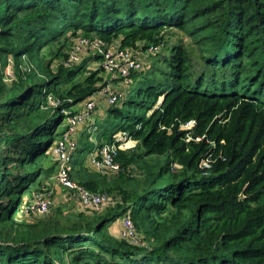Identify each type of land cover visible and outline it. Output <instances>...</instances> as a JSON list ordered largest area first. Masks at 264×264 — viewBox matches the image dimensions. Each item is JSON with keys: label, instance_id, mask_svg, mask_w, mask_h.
Listing matches in <instances>:
<instances>
[{"label": "trees", "instance_id": "trees-1", "mask_svg": "<svg viewBox=\"0 0 264 264\" xmlns=\"http://www.w3.org/2000/svg\"><path fill=\"white\" fill-rule=\"evenodd\" d=\"M77 35L157 55L94 133L137 142L102 174L87 168L84 134L70 175L116 202L29 221L21 209L43 187L63 109L104 82L94 55L64 64ZM124 214L138 242L109 233ZM0 264H264V0H0Z\"/></svg>", "mask_w": 264, "mask_h": 264}, {"label": "built area", "instance_id": "built-area-1", "mask_svg": "<svg viewBox=\"0 0 264 264\" xmlns=\"http://www.w3.org/2000/svg\"><path fill=\"white\" fill-rule=\"evenodd\" d=\"M149 51H156L159 45L149 46ZM86 55H94L97 67L107 75L104 82L88 98L81 103L80 109L70 111L63 109L66 113L64 129L60 137L51 146V152L56 160L55 183L62 186L69 198L76 199L81 209L93 211L101 210L113 205L116 201L107 192L92 191L85 185L71 177V158L78 146L77 130L80 125L88 127L89 136L97 129L93 118V111L103 101L105 105L117 104L123 94V89L115 85V81L127 84L132 71H141L147 66V61L142 56L136 55L135 51L126 46H120L117 42H108L93 35L91 37L77 35L73 38L72 45L68 50L67 57L63 61L69 66L81 61ZM15 77L13 73V61L8 58L3 67V78L10 81ZM48 105L56 107L59 101L48 94L46 97ZM193 121L189 120L182 127L188 128ZM136 139L126 131H117L113 134L111 141L97 142L87 154L90 165L99 173L115 174L121 170L120 163L116 159L119 150L134 148ZM52 190L44 187L33 193L21 212L43 215L49 212L54 201L51 198ZM122 228L120 236L125 239H135V227L131 218L124 214L121 217Z\"/></svg>", "mask_w": 264, "mask_h": 264}, {"label": "rangeland", "instance_id": "rangeland-1", "mask_svg": "<svg viewBox=\"0 0 264 264\" xmlns=\"http://www.w3.org/2000/svg\"><path fill=\"white\" fill-rule=\"evenodd\" d=\"M171 34H168L167 36H170ZM169 40H172V38L171 37H168V41ZM189 41V38H187V37H184L183 38V42L185 43V44H187V42ZM162 49H161V51H160V55H159V58L162 56V54H168L169 53V49L168 48H165V45L163 46V47H161ZM141 52V51H140ZM157 55H147V53H146V55H145V59H146V61L150 64V63H152L154 60L156 61L157 60ZM158 62V64H161V62L160 61H157ZM98 66V64H97V62H93V63H91L90 65H89V68L90 69H95L96 67ZM103 77H104V79H106L107 78V75L103 72ZM44 78H45V76L44 75H40L39 77H38V81L40 82V81H43L44 80ZM134 83H132L131 85H133ZM115 85L119 88V89H126V84H121V83H118V81H115ZM128 90V89H127ZM124 91H126V90H124ZM104 107V106H103ZM105 108H106V106H105ZM143 109V107L141 106V107H139V111L140 110H142ZM106 119H108L109 120V118L108 117H106ZM104 119H101L100 121H103ZM115 120V119H114ZM110 129L112 128V127H109ZM183 128H185V127H183ZM84 133V132H83ZM94 136H95V134L92 136L93 138H94ZM88 137H90V136H88ZM59 138V137H58ZM58 138H56L54 141H56ZM91 140V142H92V139H90ZM54 143V142H53ZM52 146V145H51ZM49 153H50V156H49V158L47 159V162H46V170L44 171V176H43V183H42V186H44V187H48L49 189H51L52 190V194H51V198H52V200L54 201V204L52 205V207H51V209L49 210V212L48 213H50V211L53 209V208H55L56 206H59V205H62V211H64L65 212V214L67 215V216H70V217H72V216H74V215H76V213L77 212H79V211H82V210H84V209H81L78 205H77V202H76V199H74V198H69V196L67 195V193H66V191L62 188V186H60V185H57L56 183H55V171H56V165H55V157H54V155L52 154V152H51V147H50V149H49ZM85 155L87 156V152L85 153ZM159 157V159H160V161L162 162V161H164V159L166 158V154H161V155H159L158 156ZM83 165H85V163L83 164ZM75 167H79V168H82L81 166H79L78 164H76L75 165ZM138 172V171H137ZM140 173V172H139ZM137 176H140V175H137ZM137 178V177H136ZM43 188V187H42ZM24 212V211H23ZM47 213V214H48ZM24 219H27V220H31L32 218H33V216L34 215H32V214H30V213H25V214H23V215H21ZM119 223V224H118ZM120 225V226H119ZM119 227V228H118ZM115 228H117V229H115ZM121 228H122V222H121V220L118 222V221H114V222H112L111 224H109L108 225V231H109V233H111L112 235H114V237H116V238H120V239H123V237H121L120 236V230H121ZM125 239V238H124ZM129 240H131V239H129ZM131 241H133V242H135L136 241V239H133V240H131ZM136 242H138V241H136Z\"/></svg>", "mask_w": 264, "mask_h": 264}, {"label": "crops", "instance_id": "crops-1", "mask_svg": "<svg viewBox=\"0 0 264 264\" xmlns=\"http://www.w3.org/2000/svg\"><path fill=\"white\" fill-rule=\"evenodd\" d=\"M93 62H96V60H93V61H91L90 62V64L91 63H93ZM102 74H103V71L101 72ZM81 103H77V104H75L74 105V108H76V109H80L81 107ZM104 106V107H103ZM105 103L103 102V101H101L98 105H97V107H96V109L93 111V118H94V120H95V122H96V124H97V121L99 120V119H103L104 117H106V108H105ZM84 132V133H83ZM89 134V132H88V127L86 126V125H80L79 126V128H78V130H77V138H78V140L82 137V136H85L84 134ZM89 136V135H88ZM90 138V137H89ZM91 139V138H90ZM94 140L95 141H98V137H97V135L95 134V136H94V138L92 139V143H94ZM102 141H104V140H100V141H98V142H102ZM93 146V145H92ZM87 154H88V151H87ZM87 168H88V170H95L91 165H90V163H89V161H88V164H87ZM96 171V170H95ZM56 172V171H55ZM55 177V176H54ZM77 202V201H76ZM77 205H78V203H77ZM116 221H120V217L117 219V220H115V222ZM114 222V221H113ZM119 224V223H118ZM120 226V225H119ZM119 228V227H118ZM115 229H117V228H115Z\"/></svg>", "mask_w": 264, "mask_h": 264}, {"label": "water", "instance_id": "water-1", "mask_svg": "<svg viewBox=\"0 0 264 264\" xmlns=\"http://www.w3.org/2000/svg\"><path fill=\"white\" fill-rule=\"evenodd\" d=\"M240 195H242V194H240Z\"/></svg>", "mask_w": 264, "mask_h": 264}]
</instances>
